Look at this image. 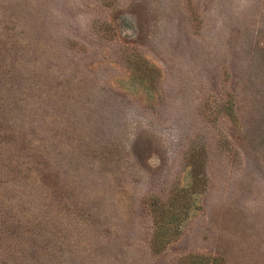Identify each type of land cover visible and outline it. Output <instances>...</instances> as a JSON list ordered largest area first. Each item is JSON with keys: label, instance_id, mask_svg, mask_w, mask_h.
Listing matches in <instances>:
<instances>
[{"label": "rangeland", "instance_id": "obj_1", "mask_svg": "<svg viewBox=\"0 0 264 264\" xmlns=\"http://www.w3.org/2000/svg\"><path fill=\"white\" fill-rule=\"evenodd\" d=\"M0 264H264V0H0Z\"/></svg>", "mask_w": 264, "mask_h": 264}]
</instances>
